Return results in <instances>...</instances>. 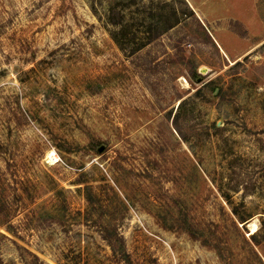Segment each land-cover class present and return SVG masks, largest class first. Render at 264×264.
<instances>
[{
  "label": "rangeland",
  "instance_id": "obj_1",
  "mask_svg": "<svg viewBox=\"0 0 264 264\" xmlns=\"http://www.w3.org/2000/svg\"><path fill=\"white\" fill-rule=\"evenodd\" d=\"M0 264H264V0H0Z\"/></svg>",
  "mask_w": 264,
  "mask_h": 264
},
{
  "label": "bare ground",
  "instance_id": "obj_2",
  "mask_svg": "<svg viewBox=\"0 0 264 264\" xmlns=\"http://www.w3.org/2000/svg\"><path fill=\"white\" fill-rule=\"evenodd\" d=\"M48 154H49L48 155L49 158L55 157L53 152H49ZM249 225L251 227V233H254L256 231V225H255V223H250Z\"/></svg>",
  "mask_w": 264,
  "mask_h": 264
}]
</instances>
